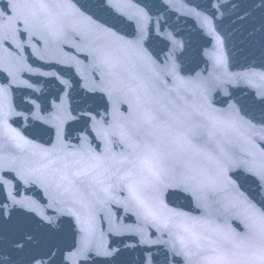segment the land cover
<instances>
[{"label":"snow or ice","instance_id":"1","mask_svg":"<svg viewBox=\"0 0 264 264\" xmlns=\"http://www.w3.org/2000/svg\"><path fill=\"white\" fill-rule=\"evenodd\" d=\"M101 2L106 9L123 17L136 39L126 40L78 9L73 12L86 19L96 32L110 38L90 53L95 68L103 77V90L109 95L113 91L138 93L142 100L140 111L131 119L117 121L114 118L105 125L97 122L95 138L104 143V151L85 148L87 141L70 151L53 146L52 150L42 149L41 153L34 154L30 168V174L36 180L54 191L59 198L57 202L69 206L66 215L80 221L79 254L83 256L91 251V215L85 216L82 212L77 216L72 209H90L92 203L100 199L110 201L111 193L119 189L127 193V203L138 216L170 237L167 247L159 250L163 256L162 264H264V203L254 202V198L239 189L227 203L218 195L222 181L217 170L234 166L228 163L232 144L230 134L238 132L241 125H252L240 116V109L235 105L230 106L231 115L227 117L215 113L207 102V93L213 86L209 78L193 81L180 78L173 87L165 90H161L154 78L138 72L129 73L125 78L128 69L119 52L132 51L139 60L154 63L143 44L147 39L146 31L154 30V25L143 8L130 4L133 11L119 12L120 0ZM66 7L65 0H12L5 4L3 12L7 15L0 13V43L12 47L20 31L18 25H23L25 32L41 30L54 42L62 40ZM200 23L216 40L212 60L215 67L222 68L226 61L224 42L216 34L213 20L202 16ZM163 39L172 45L173 55L182 47L171 36L166 35ZM0 65H3L0 75L7 78L13 74L9 58H0ZM260 78L264 80V74ZM4 95V90L0 89V98ZM259 103L264 107V90L259 93ZM3 113L4 108L0 105V114ZM51 123L57 144L62 145L64 114L59 109ZM9 139L14 147H22L19 133ZM8 147V144L0 143V151ZM209 161L215 163V168L209 167ZM239 167L256 184L258 194L264 192V162L257 163L256 157L249 152ZM176 188L195 201L199 215L192 216L168 207L166 194ZM11 201L14 209L29 211L25 201L15 197H11ZM233 210L238 214L237 228L241 231L226 226L225 213ZM48 223L52 224V221ZM17 247L24 251V246L18 244ZM118 254L119 249H107L102 253L112 264ZM43 259L9 257V264H42ZM62 261L63 257L61 264Z\"/></svg>","mask_w":264,"mask_h":264},{"label":"water","instance_id":"2","mask_svg":"<svg viewBox=\"0 0 264 264\" xmlns=\"http://www.w3.org/2000/svg\"><path fill=\"white\" fill-rule=\"evenodd\" d=\"M11 2L0 0V13L6 16L5 4ZM65 3L62 40L54 42L41 30L25 32L24 26L18 25L20 31L13 46L0 43V58H9L13 69L7 78L0 75V89L5 92L0 98L4 108L0 122L57 143L51 118L59 109L64 114L61 146L71 150L87 141L85 148L100 152L105 145L95 138L97 122L105 125L114 118L131 119L138 115L142 100L136 92L113 91L109 95L103 90V77L90 53L110 38L96 32L73 9L126 40L137 37L123 17L106 9L101 0ZM130 4L143 8L151 17L154 30L146 31L143 44L154 63L139 60L132 51L119 52L128 69L124 77L138 72L154 78L161 90L173 87L180 78L211 79L213 86L207 93V102L215 113L227 117L231 115L230 106L235 105L240 116L252 125H241L238 132L230 134L228 163L234 166L217 170L222 181L219 198L227 203L239 189L254 202L264 203V192L258 194L256 184L239 167L249 152L257 163L264 162V107L259 103V93L264 90V80L260 78L264 74V0H120L118 11H133ZM202 16L213 20L216 34L224 42L226 61L222 68L214 66L216 40L201 26ZM166 35L182 45L174 55L172 45L163 39ZM209 167L215 168V163L209 161ZM165 199L171 209L199 215L195 201L179 188L169 191ZM237 215L235 210L225 213L226 226L241 231Z\"/></svg>","mask_w":264,"mask_h":264}]
</instances>
